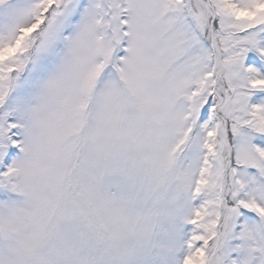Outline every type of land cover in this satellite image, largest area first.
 Instances as JSON below:
<instances>
[{"label": "snow or ice", "instance_id": "1", "mask_svg": "<svg viewBox=\"0 0 264 264\" xmlns=\"http://www.w3.org/2000/svg\"><path fill=\"white\" fill-rule=\"evenodd\" d=\"M0 264H264V0H0Z\"/></svg>", "mask_w": 264, "mask_h": 264}]
</instances>
